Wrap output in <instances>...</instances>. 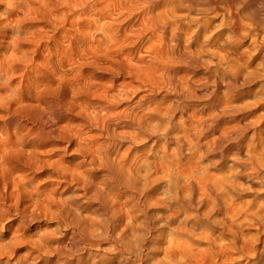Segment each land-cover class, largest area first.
<instances>
[{"label": "rangeland", "instance_id": "374dc122", "mask_svg": "<svg viewBox=\"0 0 264 264\" xmlns=\"http://www.w3.org/2000/svg\"><path fill=\"white\" fill-rule=\"evenodd\" d=\"M152 1L0 0V264H264V43Z\"/></svg>", "mask_w": 264, "mask_h": 264}, {"label": "bare ground", "instance_id": "6f19581e", "mask_svg": "<svg viewBox=\"0 0 264 264\" xmlns=\"http://www.w3.org/2000/svg\"><path fill=\"white\" fill-rule=\"evenodd\" d=\"M150 1V0H149ZM152 1V0H151ZM168 1V0H166ZM154 2V1H152ZM151 2V3H152ZM157 2V1H156ZM154 2V3H156ZM169 2V1H168ZM159 3V2H158ZM162 3V1H161ZM170 3V2H169ZM153 4V3H152ZM10 5V4H9ZM155 5V4H154ZM161 5V4H160ZM164 5H169V4H165ZM8 6V4H7ZM147 6V5H146ZM37 7V6H36ZM153 7V5H152ZM164 7V6H163ZM173 12H184L187 15H181L184 16L185 18H190V22H196L197 18H201V17H206V16H213V17H217L220 16L221 20L219 18V22H220V27L225 28V30H227V32L229 33L231 39L234 40V43L237 41H235L236 39H246V38H250L254 43H258V45L260 43H264V0H171V6ZM155 8V7H153ZM158 8V7H157ZM160 8V7H159ZM165 8V7H164ZM162 8V9H164ZM135 9V8H134ZM161 9V8H160ZM166 12V11H165ZM164 12V13H165ZM172 13V11H171ZM147 14V13H146ZM168 15V14H167ZM170 17V16H169ZM211 17V18H213ZM172 19V18H171ZM182 19V18H181ZM184 19V18H183ZM210 19V18H209ZM13 20V19H12ZM180 20V18H179ZM212 20V19H211ZM215 20V19H214ZM177 21V20H176ZM186 21V20H184ZM205 21V20H204ZM21 22V21H20ZM182 22V21H181ZM199 22V21H198ZM212 22V21H211ZM11 23V22H10ZM210 23V22H209ZM187 24V23H186ZM200 24V23H199ZM8 25V23H7ZM213 25V23H212ZM195 26V25H194ZM208 28V27H207ZM220 29V28H219ZM160 30V29H159ZM3 31V30H2ZM204 31V29H203ZM208 32V31H207ZM183 33V32H182ZM3 34V33H2ZM213 36V35H212ZM221 36V35H220ZM219 36V37H220ZM216 37V35H215ZM229 37V38H230ZM180 38V37H179ZM224 38V36H223ZM227 38V37H225ZM218 39V38H217ZM229 40V39H228ZM232 40V41H233ZM250 40V41H251ZM226 41V39H225ZM247 41V40H246ZM223 42V41H221ZM220 42V43H221ZM224 43V42H223ZM253 44V43H251ZM251 44L247 45L248 47L251 46ZM222 45V44H221ZM262 45V44H261ZM260 45V46H261ZM233 46V44H232ZM231 46V47H232ZM235 46V44H234ZM239 46V45H238ZM256 46V44H255ZM263 46V45H262ZM261 46V47H262ZM242 47V46H241ZM252 47V46H251ZM235 48V47H233ZM240 48V46H239ZM264 48V47H263ZM262 48V50H263ZM204 49V48H203ZM232 49V48H231ZM255 52L256 49L258 48H254ZM236 50V49H235ZM250 50V48H249ZM253 50V49H252ZM261 50V52H263ZM260 51V50H259ZM233 52V51H231ZM252 52V51H251ZM235 54V53H234ZM252 54V53H251ZM260 54V53H259ZM262 54V53H261ZM264 54V53H263ZM226 57V56H225ZM251 57H255L254 55ZM250 57V58H251ZM258 57V56H257ZM262 57V56H261ZM249 58V57H248ZM249 58V59H250ZM256 58V57H255ZM224 59V58H223ZM257 59V58H256ZM264 59V58H262ZM255 60V59H254ZM250 61V60H249ZM242 62V61H241ZM252 62V61H251ZM257 62V60H256ZM259 63V61H258ZM264 63V61H263ZM251 64V63H250ZM257 64V63H256ZM254 65V64H253ZM251 66V65H250ZM257 66V65H256ZM254 67V66H253ZM258 67V66H257ZM256 69V68H255ZM259 69V67L257 68ZM247 71V70H246ZM264 71V69H263ZM264 75V74H263ZM244 77V76H243ZM248 78V77H247ZM246 78V80H247ZM255 80V79H254ZM240 83V82H239ZM49 92V91H47ZM44 93V92H43ZM51 93V92H50ZM46 94V93H45ZM43 115V114H42ZM37 116V115H36ZM41 116V115H40ZM43 117V116H42ZM39 118V116H38ZM37 118V119H38ZM41 119V118H39ZM44 125V124H43ZM4 146V145H3ZM13 146V145H12ZM4 148V147H3ZM1 149V148H0ZM6 149V148H5ZM16 149V147L14 148ZM9 150V149H8ZM4 151V150H3ZM19 151V150H17ZM16 151V153H17ZM7 152V151H4ZM10 152V151H9ZM11 153V152H10ZM4 154V153H3ZM19 154V153H18ZM3 158L5 155H2ZM10 157V155H9ZM6 159V158H4ZM1 195V194H0ZM2 196V195H1ZM6 200V199H5ZM4 200V201H5ZM3 203V202H2ZM1 203V204H2ZM12 204V203H11ZM1 206V205H0ZM3 206V204H2ZM16 206V205H15ZM1 209V208H0ZM7 209V208H6ZM2 210V209H1ZM5 211V208H4ZM3 211V213H4ZM2 213V214H3ZM1 219V218H0ZM3 223V222H2ZM7 223V222H6ZM3 225V224H2ZM20 225V224H19ZM5 226V225H4ZM1 227V226H0ZM8 227V226H7ZM2 228H4L2 226ZM6 228V227H5ZM4 228V229H5ZM23 228V227H22ZM10 230V229H8ZM7 230V231H8ZM20 230V229H19ZM5 231V230H4ZM18 231V230H17ZM10 232V231H9ZM20 234V233H19ZM8 236V235H7ZM10 237V236H9ZM24 238V237H23ZM8 239V238H7ZM10 239V238H9ZM5 240V239H4ZM23 240V239H22ZM19 240V241H22ZM26 240V239H25ZM24 240V241H25ZM26 242V241H25ZM1 243V242H0ZM4 243V242H3ZM2 243V244H3ZM11 243V242H10ZM10 243H6V245H11ZM5 244L2 247L1 245V249L0 251H2L1 254L5 255L6 257L9 256L11 257V249L12 245H11V249L9 250V246L7 247ZM10 252V253H9ZM0 257H3L1 256ZM25 255V254H24ZM23 256V255H22ZM17 257V256H16ZM9 259V258H7ZM18 259V258H17ZM6 260V259H5ZM26 260V259H25ZM2 262V261H1ZM19 263V262H18ZM21 263V262H20ZM6 264V263H4ZM8 264V262H7ZM17 264V263H16Z\"/></svg>", "mask_w": 264, "mask_h": 264}]
</instances>
